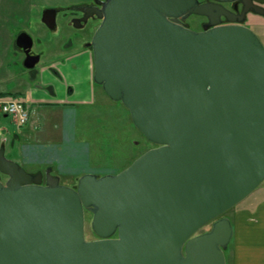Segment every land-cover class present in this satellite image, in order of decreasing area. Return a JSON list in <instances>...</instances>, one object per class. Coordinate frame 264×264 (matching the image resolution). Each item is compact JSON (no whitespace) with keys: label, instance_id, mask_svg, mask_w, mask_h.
I'll return each mask as SVG.
<instances>
[{"label":"water","instance_id":"water-1","mask_svg":"<svg viewBox=\"0 0 264 264\" xmlns=\"http://www.w3.org/2000/svg\"><path fill=\"white\" fill-rule=\"evenodd\" d=\"M214 10L197 0H103L94 10L93 82L154 146L72 187L50 166L27 171L2 143L0 264H226L225 212L264 180V44L245 14L219 24ZM55 12L42 11L48 28ZM191 13L208 26L189 28L179 17ZM16 45L33 68L32 37L21 31Z\"/></svg>","mask_w":264,"mask_h":264},{"label":"rangeland","instance_id":"rangeland-1","mask_svg":"<svg viewBox=\"0 0 264 264\" xmlns=\"http://www.w3.org/2000/svg\"><path fill=\"white\" fill-rule=\"evenodd\" d=\"M79 1L81 0H0V78L6 75L3 72L7 62L19 61L12 56L10 46L11 38L18 29H27L31 33L34 49L40 48L37 46L36 37H42L44 33L46 37L45 41L41 40L42 46H45L49 53H62V44L66 43L69 36L74 35V30L58 21V30L50 31L42 24L40 13L48 6L77 4ZM245 25L251 28L264 44V15L250 14ZM81 33L85 35L84 39L88 38V34ZM80 43L74 40L73 50L68 49L61 57L62 59L68 56L63 63L69 62L76 69L75 73L69 77L65 68H60V72L64 76V84L77 78L82 82L79 86H74V91L80 88L85 91V94H81L85 96L83 103H74L76 98L73 95L64 96V99L69 97L65 100V106L62 105L65 101H60L57 105H34L30 109L31 106L25 103L29 112L25 124H18L12 116L0 112V145L4 143L5 156L9 159L18 157L20 162H17L27 171L44 173L45 168L50 166L52 174L59 176L61 183L72 187H76L79 176L84 173H117L142 152L153 147V144L134 127L128 109L121 102L111 100L98 84L92 86L86 81L88 79L84 78V73L87 61L74 51L80 48ZM42 64L43 59L38 66L43 67ZM46 70L48 75L52 74L49 69ZM27 74L28 71L18 62V67L11 69V74L7 75L13 79L8 87L14 86L16 81L25 78ZM51 76L56 77L53 74ZM51 76L48 79H52ZM40 77L38 81H44L45 77ZM39 87L44 88V85L40 84ZM28 92L27 88L14 99L26 100ZM13 94H2L0 99H11ZM41 95L42 90L35 89L29 101L34 98L38 100ZM14 132L18 134V138L12 146ZM263 196L264 180L246 199L225 212V215H233L241 207L248 206L251 201ZM91 216L89 211H85L87 240L96 236L90 227ZM207 228L208 226H205L201 231Z\"/></svg>","mask_w":264,"mask_h":264},{"label":"flooded vegetation","instance_id":"flooded-vegetation-1","mask_svg":"<svg viewBox=\"0 0 264 264\" xmlns=\"http://www.w3.org/2000/svg\"><path fill=\"white\" fill-rule=\"evenodd\" d=\"M102 1L103 0H81L77 4H69V5H60V6H48L46 8L54 7L56 8L55 12V24L54 27L48 28L43 22L42 24L47 27L50 31L56 32L58 30V21H62L65 26L72 28L74 30V35H71L66 40V43L62 44L63 50L62 53H49L47 49H45V46H42L44 38L46 35L43 33L42 37H36V40L38 42L37 46H40L39 49H34V38L32 37L31 33L27 29H18V32L15 35L14 38V46L15 50L17 52V60L20 62V65L25 68L22 64L25 53L19 47L16 45V37L21 31L27 32L32 37V46L30 49L31 54H38L39 55V61L35 64V66L31 69L25 68L28 71L27 76L28 77H34V76H43V71L46 69H49L53 75H56L59 81H64V76L60 72L59 67L67 68L65 72H67L70 76L75 73V68L70 65L69 62L64 64V59L68 56H65V58L61 57L68 49H72L74 40L76 42L80 43V48L74 49L76 55H81L83 58H85V61H87L85 70L86 73H84V78L88 79V82L91 83V85H96V83L93 82L92 74H93V54H92V48L90 45L91 38L93 36L94 31L98 27L101 19L97 16L94 10H98L102 7ZM199 4H211L215 5L222 9V12H217V10H214L211 14H222L219 16V24H229L230 21L227 20V17L225 14H231L233 17L239 18L241 17L240 14H245V17L243 19V24L247 21V18L250 14H258L254 7L256 6H263L264 3L259 2L258 0H251V3H248V0H197ZM245 7L247 10L244 11ZM45 9V8H44ZM43 9V10H44ZM42 10V11H43ZM42 11L40 13V19L42 16ZM183 22L187 24V26L193 30H201L204 28V26H208L209 18L205 15H199L196 13H191L190 15H187L185 17H179ZM42 21V20H41ZM38 30V29H36ZM81 32H84L88 34V38L84 39L85 35H83ZM40 35V33H39ZM80 39V41H79ZM43 40V41H41ZM43 59V64L41 66H38L39 62ZM84 61V62H85ZM56 64L60 66H55ZM89 72V73H88ZM41 73V74H40ZM69 76V77H70ZM41 78V77H40ZM100 86V85H98ZM101 87V86H100ZM73 85L67 84L65 86V92L67 95L73 94ZM6 93L4 90H0V95ZM72 104V103H71ZM154 146V145H153ZM44 183V177L43 181ZM97 238V236H95ZM93 238V239H95Z\"/></svg>","mask_w":264,"mask_h":264},{"label":"crops","instance_id":"crops-1","mask_svg":"<svg viewBox=\"0 0 264 264\" xmlns=\"http://www.w3.org/2000/svg\"><path fill=\"white\" fill-rule=\"evenodd\" d=\"M13 35L14 37L11 38L10 46L11 54L14 59H16L17 52L14 46V38L16 33ZM70 65L71 64H69V66ZM55 66L60 65L56 64ZM17 67L18 62L16 60L7 62L4 68L5 70L3 72L6 75L3 78L1 76L0 78V90L6 91V94L15 93V95L13 94L11 98H17V96L21 94L22 91L24 92V90L28 88L29 92L27 94V97L25 98L27 101H29L30 96L32 95V93H34L35 89L39 88L40 90H42L40 99L36 100L34 98L35 100L32 99L29 102H26V100H22L24 103L31 106L30 109H32L34 105L46 106L54 103L57 105L60 101L64 102L69 98L66 97V99H64L65 95L68 96L65 92V86L67 84H70L76 87L82 84V82L78 78L74 79L73 81H67V83L64 84L65 82H61L57 77L51 76L52 74H50V72V75H48V71L44 70V81H38V79L40 78L39 76H35L34 78L25 76V78L20 79V81H16L14 86L9 88L8 86L11 84L10 82L13 79H10L11 77H8L7 75L11 74V69H15ZM59 68L63 67L61 66ZM67 75L70 76L68 73ZM50 76L52 77V79H48ZM40 84L44 85V88H40ZM73 93V97L76 98V101L74 103H83L85 96H82L81 94H85V91L80 88L75 92L73 88ZM62 105H67L66 101L62 103ZM62 112L64 115V110ZM17 138L18 134L15 132L12 133V146H14L15 140ZM15 158L16 159H13L20 162V159L18 157ZM228 217L231 220L233 226V235L229 244L227 245V248L224 251L226 264H264V196L260 199L253 200V202L251 201L248 206L241 207V209L235 211L233 215H229Z\"/></svg>","mask_w":264,"mask_h":264},{"label":"built area","instance_id":"built-area-1","mask_svg":"<svg viewBox=\"0 0 264 264\" xmlns=\"http://www.w3.org/2000/svg\"><path fill=\"white\" fill-rule=\"evenodd\" d=\"M0 112L12 116L18 124H25L28 120V109L19 99H0Z\"/></svg>","mask_w":264,"mask_h":264}]
</instances>
